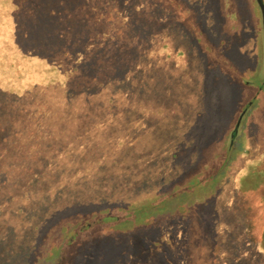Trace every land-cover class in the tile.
<instances>
[{
  "label": "rangeland",
  "instance_id": "obj_1",
  "mask_svg": "<svg viewBox=\"0 0 264 264\" xmlns=\"http://www.w3.org/2000/svg\"><path fill=\"white\" fill-rule=\"evenodd\" d=\"M14 1L25 7L32 0ZM66 1L76 3L70 17L61 5L45 19L0 9V64L7 66L0 69V83L8 78L26 87L27 79H18L7 56L30 43L22 34L25 42L21 36L16 46L27 32L40 47L56 51L55 65L63 71L71 73L70 64L81 68L78 80L60 70L47 79L59 85L57 94H97L107 107L94 117L93 103L83 126L76 122L82 112L74 109L61 132L39 125L27 135L13 123L0 124V244L6 243L8 254L18 251L7 260L1 256L0 264H44L42 255L66 244L69 233L93 215L104 218L117 208L126 223H141L145 216L137 208L149 200L164 205L163 199L174 210L162 208L156 215L167 237L161 251L147 249V241L161 236L147 227L116 235L123 253L102 239L83 246L82 233L66 251L80 258L97 255L84 264H100L98 255L104 264H188L194 228L210 235L206 245L214 264H264V250L248 233L238 197L241 174L264 172V29L257 1ZM34 18L39 27L31 25ZM21 91L1 86L0 120L17 113L26 98ZM107 91L119 95L108 103ZM224 163L227 170L212 173ZM209 176H218L213 192ZM195 177L200 181L191 186ZM263 178L259 194L264 197ZM201 199L191 211L192 202ZM255 199L250 196L249 202ZM129 201L135 209L131 217ZM185 205L184 216H178Z\"/></svg>",
  "mask_w": 264,
  "mask_h": 264
},
{
  "label": "trees",
  "instance_id": "obj_2",
  "mask_svg": "<svg viewBox=\"0 0 264 264\" xmlns=\"http://www.w3.org/2000/svg\"><path fill=\"white\" fill-rule=\"evenodd\" d=\"M19 1V0H17ZM27 1V0H26ZM264 3V0H263ZM258 4V2H257ZM61 5L62 11L65 12L64 16L70 17L75 11L76 3H72L70 1L66 0H32L30 2L27 1L25 4V7H21L19 2H15L14 0H0V9H2V12H5L8 14V12H14L18 13L25 10L27 12V15L32 14L34 17H37L39 19H45L48 15H56L55 13H59V6ZM259 5V4H258ZM58 7V9H57ZM13 13V14H14ZM76 14V13H74ZM34 18L32 26L39 27V19ZM200 23V21H199ZM6 24H3L4 31H9V25L5 27ZM14 29L15 26H13ZM33 29V28H32ZM200 32L207 37L204 30L201 28ZM18 33H21L18 30ZM15 35H18L14 33ZM22 34L26 37V35H29L30 43L25 45V48H23V51L17 50L16 52L11 53V56H7L10 62V67L17 68V72L20 73V78L18 79H27L26 87L25 84H22V86H18L17 84H20L19 81H11L8 78L3 82L0 83L1 86L11 87V88H22L21 94L22 97H26L24 100H22L20 104L19 109L16 108L17 113H13L12 115L10 113L6 114L4 117V120H0V124L2 123H13L14 125L18 126L17 132H24L27 133V135H30L29 133H33L37 130V126H45L49 125L50 128L55 130V132H61L65 130V127L68 126L70 123V118H67L68 116H72L74 109L77 111L82 112L83 117L80 121H76L80 123L82 126L83 124L88 123L86 119L90 118L91 110L90 108L93 106V103H95V112L93 113L94 117H97L99 115L100 111H103L107 107L106 103H104L102 98H99L100 95L94 96L92 95L91 98L88 97L87 93H80L79 95L75 96H67V93L62 91V93L59 95V85L55 81H51V83H48L47 79L50 77L55 76L58 71L64 72V77H71V76H77V80L79 79V72H81V68L77 65V63L73 66V64H70V72L63 71V67H59L55 65L56 61L54 60L53 53H55V50H48V48H42L40 47L41 41H33V35L31 37V34L27 32L21 33L17 38L19 39V42L16 43V46L22 44L21 42V36ZM51 36H54L55 38H61L63 35L60 33L58 34V31H54V33L51 31L49 32ZM25 37L22 36L25 42ZM62 39V38H61ZM16 38L14 37L10 42L13 43ZM210 40V39H209ZM34 43V45L32 43ZM211 42V41H209ZM46 42L42 41L43 45ZM212 43V42H211ZM32 44V45H31ZM213 45V44H212ZM47 46V45H46ZM45 46V47H46ZM84 49V47H81ZM212 48H215L212 46ZM15 50V49H14ZM13 50V51H14ZM215 50L219 51L222 54L221 50H218L215 48ZM17 52H20L21 56L16 57L18 55ZM65 52V51H64ZM24 60V62L20 65L19 61ZM18 62V64H17ZM0 63H3L0 61ZM4 69L7 67L6 65L0 64V69ZM15 73V71H14ZM27 75V76H26ZM40 77V81L44 79L41 83L38 84V78ZM100 78L105 80L106 75L102 74L100 75ZM45 81V82H44ZM81 83H87V81L79 80ZM103 82V81H100ZM23 83V82H22ZM12 84H16L15 87H12ZM108 94L106 95L107 102H111L112 93L110 91H107ZM119 95L117 92L113 93L112 96ZM67 96V97H66ZM105 98V97H104ZM77 105V107H76ZM49 106V107H48ZM116 106V105H115ZM117 108V107H114ZM97 115V116H96ZM2 115H0V118ZM46 117H50L49 121L46 119ZM104 119V117H103ZM106 122H110L109 120H106ZM117 122V121H116ZM75 122H72L73 124ZM62 126V129H58V127ZM67 129V128H66ZM50 130V129H48ZM22 131V132H21ZM6 138V137H4ZM34 138V137H33ZM59 138V137H58ZM57 136L54 137V141L58 140ZM6 140V139H4ZM60 140V139H59ZM231 162V161H230ZM225 165V166H224ZM223 166H221L218 169H214L212 173H218L220 171H223L225 168L226 170L228 167H226V163H224ZM217 168V167H216ZM225 170V171H226ZM264 170V169H263ZM222 172L221 176H227L226 173ZM254 173V172H253ZM253 173L250 172H244L239 176L238 181V197L242 201V208L246 210L247 215V225H248V233L253 241H257L261 247L264 250V197L260 196L259 189L261 185L259 184L260 179L264 176V172L257 173L252 176ZM211 175V174H210ZM220 175V174H219ZM218 177V176H216ZM216 177L209 176L211 178L210 182L212 185H210V192H213V188L217 187L218 181H216ZM192 179L190 182L191 186H196L200 181V179ZM208 180V177H203ZM264 179V178H263ZM262 179V180H263ZM196 180V181H194ZM206 180V181H207ZM264 181V180H263ZM195 183V184H194ZM264 185V183H262ZM250 196H253L256 198L255 200H252L249 202ZM211 197V195H210ZM214 197V196H213ZM197 198V197H196ZM201 198V197H199ZM181 199V198H180ZM178 200V199H177ZM199 200V199H197ZM176 201V200H175ZM205 199H201V201H193L191 204V211H197L198 205H200L201 202H204ZM164 205H162V201L154 202V200L149 202H144L140 208H137V211H140V214L142 216H145L141 223H126L128 220L126 217L123 216L122 213H119V209L113 208L112 212L110 214L112 215H106L107 217H92L89 218L93 219L89 222L85 221L83 226L79 227L77 230H75L72 233H69L71 235L72 239L68 238V241H66V244L59 245L57 249H53V253L49 255L48 257H44L45 253L42 255L41 259L43 260L44 264H81L83 262L86 263L87 261H93L97 255L94 253L90 254V256H85L84 254L80 257H77L75 252H67L66 251V245H70L73 243L74 239L76 238L77 234L82 233V235L86 234L87 237H85L84 242H82L83 246L87 242H91L92 240H99L97 243L102 241L105 245L109 246H115L121 249L122 253L124 252V249L122 248V242H119V237L116 235L123 234H129L133 229L137 228H149V229H158L161 233V236L158 237L155 241H147L148 248L147 249H157L158 251H161V248L166 244V232L163 231V226H160L161 223H155L156 215L163 214L162 208H169L171 210H174V207H170L166 204L168 202L166 199H163ZM184 205V204H183ZM129 210H126L129 217L134 216L135 209H134V203L132 201H129L128 203ZM188 205L181 209L180 212L176 213L178 216L181 217L184 216L183 213L186 212ZM108 208V207H107ZM179 208V207H178ZM118 211V212H117ZM190 211V212H191ZM116 212V213H114ZM189 213V212H188ZM175 215V214H172ZM86 220V219H85ZM110 221H113L112 223H109ZM195 223H191V225H194ZM164 232V233H162ZM189 236V244L188 250L190 249L193 253L192 260L188 264H214L215 261H213L212 255L209 254V249L206 245V242L210 240V235L208 233H205L203 230H199L197 233L195 232L194 228L190 229ZM74 237V238H73ZM105 239H108V242H105ZM123 241V240H120ZM179 244V243H175ZM6 243L0 244V257L4 260H7V257L9 258L13 255H17L18 251H13V253L8 254V250L4 248ZM15 245V244H13ZM72 245H75L73 243ZM90 245H95V243H90ZM16 246V245H15ZM92 247V246H89ZM195 250H198V253H194ZM208 253V255L206 254ZM75 254V255H74ZM99 257L100 264H104L103 257ZM132 258V257H131ZM82 259V261H81ZM11 261V259H10ZM104 261V262H103ZM17 263V262H16Z\"/></svg>",
  "mask_w": 264,
  "mask_h": 264
},
{
  "label": "water",
  "instance_id": "obj_3",
  "mask_svg": "<svg viewBox=\"0 0 264 264\" xmlns=\"http://www.w3.org/2000/svg\"><path fill=\"white\" fill-rule=\"evenodd\" d=\"M259 6L261 7V11H262V23H263V29H264V5L262 3L261 0H257Z\"/></svg>",
  "mask_w": 264,
  "mask_h": 264
},
{
  "label": "flooded vegetation",
  "instance_id": "obj_4",
  "mask_svg": "<svg viewBox=\"0 0 264 264\" xmlns=\"http://www.w3.org/2000/svg\"><path fill=\"white\" fill-rule=\"evenodd\" d=\"M257 1V0H256ZM262 1V3H263V0H261ZM263 5H264V3H263Z\"/></svg>",
  "mask_w": 264,
  "mask_h": 264
}]
</instances>
